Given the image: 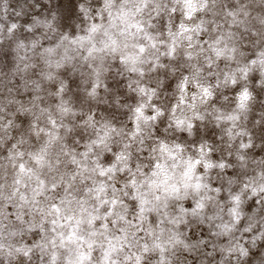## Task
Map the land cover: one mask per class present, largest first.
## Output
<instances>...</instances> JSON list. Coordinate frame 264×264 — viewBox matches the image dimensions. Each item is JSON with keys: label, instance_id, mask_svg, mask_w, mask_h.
Here are the masks:
<instances>
[{"label": "clouds", "instance_id": "clouds-1", "mask_svg": "<svg viewBox=\"0 0 264 264\" xmlns=\"http://www.w3.org/2000/svg\"><path fill=\"white\" fill-rule=\"evenodd\" d=\"M0 264H264V0H0Z\"/></svg>", "mask_w": 264, "mask_h": 264}]
</instances>
